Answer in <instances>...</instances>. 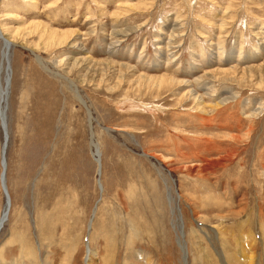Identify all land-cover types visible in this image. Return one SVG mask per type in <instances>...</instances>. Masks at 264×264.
<instances>
[{"label": "rangeland", "instance_id": "obj_1", "mask_svg": "<svg viewBox=\"0 0 264 264\" xmlns=\"http://www.w3.org/2000/svg\"><path fill=\"white\" fill-rule=\"evenodd\" d=\"M0 31V264L90 247L97 264H247V235L264 264V0H0ZM4 142L0 115V216Z\"/></svg>", "mask_w": 264, "mask_h": 264}, {"label": "bare ground", "instance_id": "obj_2", "mask_svg": "<svg viewBox=\"0 0 264 264\" xmlns=\"http://www.w3.org/2000/svg\"><path fill=\"white\" fill-rule=\"evenodd\" d=\"M0 40L2 41V51H1V68H0V115H1V123H2V126L4 124V120L6 118V121L8 120L7 119V110H6V104H7V76H6V71H7V65H8V56L9 54L11 55V48H12V41L9 40L8 38H6L0 31ZM40 60V61H39ZM38 61L44 65L43 67H47V65H45V62H43V60L41 59H38ZM9 69V68H8ZM47 69V68H46ZM9 75H10V72H9ZM8 75V76H9ZM85 104V103H84ZM89 113H90V122H92L93 118H92V114H91V111L89 110ZM8 124V123H7ZM3 130H4V133L6 132L5 131V128L3 126ZM106 130V129H105ZM5 140H6V133H5ZM4 149H5V142L3 144V151L2 153H4ZM2 165H3V161H2ZM3 168H5V165L2 166ZM3 177V175H2ZM6 177V175H5ZM4 177V178H5ZM5 181H6V178H5ZM1 184H2V180H1ZM3 185V184H2ZM9 192V191H8ZM9 197H10V193H9ZM172 197V196H171ZM171 197H170V200H171ZM171 202V201H170ZM11 197H10V202H7V199H6V206H5V209L3 211V214L2 216H0V232L2 230V228L5 226V222L4 224H1L3 219L5 217H7V215H9L10 213H8V210H9V207L11 206ZM11 208V207H10ZM10 211V210H9ZM8 213V214H7ZM245 225V224H244ZM38 226L40 227L41 225L38 224ZM92 224H90V230L92 228ZM176 231L179 233V236L178 237V242L179 244L181 245V247L183 248V231H182V223L178 224V227H177V224L174 225ZM213 228V227H212ZM177 233V234H178ZM251 233V232H250ZM217 236L218 238L221 236L220 232L217 231ZM249 239V240H246L244 241L243 243H240L242 244L241 245V248L239 249L240 251V256H241V259L242 260H247L248 263L247 264H253V261H254V252L253 251V247H254V241L256 240V238L254 237L255 240H252L251 236L250 235H247L245 236V239ZM262 239V237H261ZM244 240V238L242 239V241ZM241 241V240H240ZM264 242V240H262ZM256 242V241H255ZM225 245V251L230 255V258L232 256L235 257L234 254H230L229 251H228V244L227 243H224ZM250 246V252L248 253V255H245V250L247 247ZM91 249L88 251L87 255H86V264H97V253L96 251L90 247ZM3 249V248H2ZM1 249V250H2ZM217 249V248H216ZM249 249V248H248ZM184 250V249H183ZM219 255H221V253L219 252L218 253ZM232 255V256H231ZM255 255H256V252H255ZM188 257V256H187ZM223 257V256H221ZM226 257V256H225ZM150 259V258H149ZM148 259V260H149ZM226 260L224 261L222 259V264H229L228 260H227V257L225 258ZM24 261V260H23Z\"/></svg>", "mask_w": 264, "mask_h": 264}, {"label": "water", "instance_id": "obj_3", "mask_svg": "<svg viewBox=\"0 0 264 264\" xmlns=\"http://www.w3.org/2000/svg\"><path fill=\"white\" fill-rule=\"evenodd\" d=\"M8 68H9V72L11 71V60H10V54L8 56ZM9 75V74H8ZM7 97L9 95V92H10V83H11V74L8 76V79H7ZM6 110H7V104H6ZM4 128H5V133H6V140H5V149H4V153H3V157H2V161H3V165H5V168L3 170V177L1 175V180H2V184H3V188L5 190V193L7 194V202H10V197H9V194H8V190H7V184H6V181H5V170H6V163H7V157H6V154H7V147H8V139H9V134H8V129H7V121H6V118L4 120V124H3ZM7 217H5L2 221L1 224H3L5 222Z\"/></svg>", "mask_w": 264, "mask_h": 264}]
</instances>
